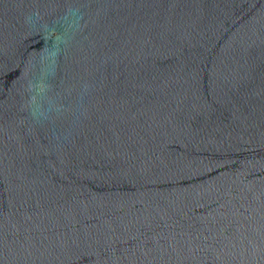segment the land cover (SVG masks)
<instances>
[{
	"label": "water",
	"instance_id": "obj_1",
	"mask_svg": "<svg viewBox=\"0 0 264 264\" xmlns=\"http://www.w3.org/2000/svg\"><path fill=\"white\" fill-rule=\"evenodd\" d=\"M0 264H264V0H0Z\"/></svg>",
	"mask_w": 264,
	"mask_h": 264
}]
</instances>
